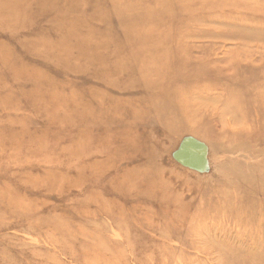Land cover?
I'll return each mask as SVG.
<instances>
[{"label":"rangeland","instance_id":"rangeland-1","mask_svg":"<svg viewBox=\"0 0 264 264\" xmlns=\"http://www.w3.org/2000/svg\"><path fill=\"white\" fill-rule=\"evenodd\" d=\"M0 264H264V0H0Z\"/></svg>","mask_w":264,"mask_h":264}]
</instances>
